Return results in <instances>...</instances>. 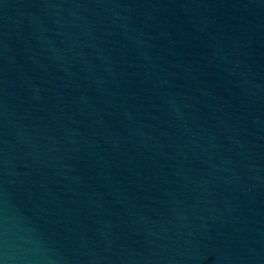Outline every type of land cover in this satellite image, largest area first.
Returning <instances> with one entry per match:
<instances>
[{
    "label": "water",
    "instance_id": "1",
    "mask_svg": "<svg viewBox=\"0 0 264 264\" xmlns=\"http://www.w3.org/2000/svg\"><path fill=\"white\" fill-rule=\"evenodd\" d=\"M0 264H264V0H0Z\"/></svg>",
    "mask_w": 264,
    "mask_h": 264
}]
</instances>
